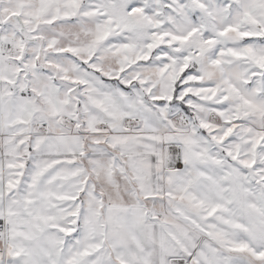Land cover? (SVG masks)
Instances as JSON below:
<instances>
[{"label":"snow or ice","instance_id":"1","mask_svg":"<svg viewBox=\"0 0 264 264\" xmlns=\"http://www.w3.org/2000/svg\"><path fill=\"white\" fill-rule=\"evenodd\" d=\"M0 264H264V0H0Z\"/></svg>","mask_w":264,"mask_h":264}]
</instances>
